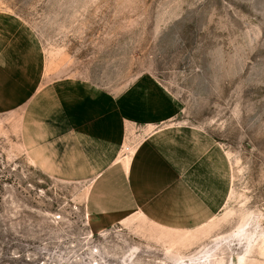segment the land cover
I'll return each mask as SVG.
<instances>
[{
    "label": "rangeland",
    "instance_id": "374dc122",
    "mask_svg": "<svg viewBox=\"0 0 264 264\" xmlns=\"http://www.w3.org/2000/svg\"><path fill=\"white\" fill-rule=\"evenodd\" d=\"M0 15L25 29L39 89H134L148 110L207 131L229 171L225 205L204 224L103 220L87 180L30 160L29 116H43L30 99L0 112V264H264V0H0Z\"/></svg>",
    "mask_w": 264,
    "mask_h": 264
},
{
    "label": "crops",
    "instance_id": "0c3cea01",
    "mask_svg": "<svg viewBox=\"0 0 264 264\" xmlns=\"http://www.w3.org/2000/svg\"><path fill=\"white\" fill-rule=\"evenodd\" d=\"M14 23L0 22V112L41 102L43 116H29L26 134L34 165L49 174L73 170L74 178L87 180V206L109 222L141 215L187 228L219 215L229 171L224 150L207 131L174 123L176 111L148 110L131 100L134 89L110 99L61 86L39 89L28 77V36ZM51 96L58 106L47 105Z\"/></svg>",
    "mask_w": 264,
    "mask_h": 264
}]
</instances>
